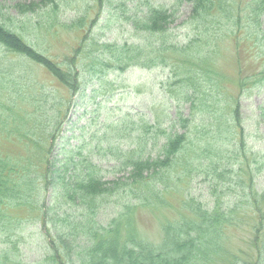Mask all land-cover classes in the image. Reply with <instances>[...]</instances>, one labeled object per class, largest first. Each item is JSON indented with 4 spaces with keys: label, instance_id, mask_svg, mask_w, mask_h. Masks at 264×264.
Masks as SVG:
<instances>
[{
    "label": "trees",
    "instance_id": "obj_1",
    "mask_svg": "<svg viewBox=\"0 0 264 264\" xmlns=\"http://www.w3.org/2000/svg\"><path fill=\"white\" fill-rule=\"evenodd\" d=\"M50 1L48 5L53 3V7L49 11V19H52L54 13L58 15L56 9L59 2ZM142 1L143 5H147V14L145 17L136 13L127 16L128 22L137 30L150 33L166 31L174 19L175 8H170L169 12L155 2ZM177 1L179 5L185 2L192 5L190 17L196 31L187 46L172 43L185 59L194 52H202L201 35L210 29L212 21L217 23L216 29L222 23L233 24L237 33L232 34L239 42L254 36L252 40L256 43L255 40L261 36V43H264V31H260L264 0ZM42 4L34 3L27 11V6L23 4H16L15 7L26 17L30 16L29 12L34 13L48 6L46 0ZM122 5L126 7L124 2ZM7 8L8 5L0 2L1 69L8 70L12 79L15 75L14 81L18 83L25 77L29 69L26 64L31 61L45 66L72 91L85 90L86 85L76 72L83 48H74V54L67 57L66 64L61 62V66L41 53L19 24H13L14 17L7 12ZM85 21L86 18L80 27ZM34 23L38 25V21ZM166 43L164 41L159 46L162 53L158 56L161 59L159 63L157 59L149 58L152 64L155 61L156 65L166 66ZM94 47L97 48L92 50L91 65L100 63L101 73L103 66L113 67L116 63L119 69L124 70L143 61L142 48L137 45L129 47L126 43L118 50L116 44L97 42ZM109 49L114 54L108 53L109 56L103 57ZM187 49L188 54H185ZM205 54L206 57L211 56L209 52ZM179 62H175L174 72L176 75L179 71L188 75L184 76L188 84H182V96L192 102V106L188 115L178 106L170 126H164L165 118H157L156 113L154 118L150 114H138L139 117L135 118L127 113L114 120L113 138L108 137L105 131L74 143L64 139V130L59 129L61 121L56 116L55 120L50 118L48 126H45L43 132L48 136L33 139L35 133L28 135L29 150L24 155L21 150L10 149L9 146L12 144L9 137L24 118L16 114L10 118L11 122L0 115V264H20L16 261L19 253L21 257L20 249L27 244L23 239L26 235L22 232L28 224L40 231L45 252L39 260L25 264H264V210L259 206L258 192L251 195L249 184H245L242 174L248 173L251 182L254 177L251 163L257 161L254 153L251 159V153L249 156L246 154L240 104L237 102L234 110L237 129L240 130V138L236 139L238 146L218 148L207 143L203 148L195 147L196 139L191 128H195V137L204 136L193 112L195 102L198 101L196 106L201 107L211 106L212 100L219 101L211 95L212 88H218V85L211 83L212 79L208 78L211 71L205 65H194L202 67L190 72L189 68L181 70L184 60L179 58ZM2 71L0 83L3 90L6 77H3L5 73ZM198 75H202L204 80L193 81L194 78L199 80ZM253 77L254 81L248 83L246 77L240 74L239 93L247 91L248 84L259 87L264 83V70ZM15 92L23 98L22 87ZM217 121L219 118L214 119V122ZM179 125L185 129L184 132L179 130ZM36 128L42 131L41 126ZM192 147L198 153L196 163L188 157ZM233 176H239V185L244 184V189L249 190V193L244 191V197L251 200L250 212L256 215L253 222L246 225L253 243L246 250H234L235 247L231 246L232 229L244 224V201L239 206L225 200V197L235 193H229L233 181L230 177ZM199 178L215 194L214 199L206 200L203 196L192 194L190 185ZM174 201H180V207L174 216L163 214L160 241L140 237L135 226L137 209L161 211L169 209ZM246 208L249 209V206ZM106 210L114 211L108 220L102 217V212ZM31 215L33 219L28 223L27 216Z\"/></svg>",
    "mask_w": 264,
    "mask_h": 264
},
{
    "label": "rangeland",
    "instance_id": "obj_2",
    "mask_svg": "<svg viewBox=\"0 0 264 264\" xmlns=\"http://www.w3.org/2000/svg\"><path fill=\"white\" fill-rule=\"evenodd\" d=\"M43 1L0 0L2 4L8 5L7 12L14 17L13 24H19L23 33L31 40L30 42L54 62L60 65L61 62L66 64L67 57L74 54V48H83V52L79 54L80 62L79 67H76V72L86 88L83 91L82 89L72 91L45 66L31 61H28V64L25 63L29 68L25 77L16 83L15 75L12 79L9 77L12 74L8 70L1 69L0 65V70L5 73L3 77H6L3 90L0 83V100L2 99L0 115L11 122L13 121L10 118L16 114L24 118L22 121L18 120L20 122L18 128L9 137L12 140V144L9 145L10 149L21 150V153L26 155L29 150L28 135L35 133L33 139L48 136L43 131L45 126H48L50 118L55 120L56 116L61 121L59 129L64 130L62 134L64 139H69L74 143L85 138L90 139L92 134L98 135L105 131L108 137L113 138L115 136L114 126L116 127L114 120L126 116L127 113L134 115L135 118L139 117L138 114H150L154 118V113H156L157 118H165L164 126H170V120L176 115L178 106H181L185 115H188L192 106V102H188L182 96V91H184L182 84H188V79L184 76L188 75L179 71L181 75L178 76L179 73L176 75L174 72L177 66L175 62L181 63L182 61L179 62L181 58L184 60L181 70L189 68L190 72H193V69L199 70L205 65L211 71L208 77L212 79L211 83L218 85V88H212L214 92L212 91L211 95H215L219 101L212 100L211 106L201 107L196 106L198 101L195 102L193 112L204 136L195 137V128L192 127L191 133L196 139L193 145L197 148H203L207 143L213 147L218 146V148L238 146L236 139L240 138V130L237 129L234 111L238 102L240 116L244 120V135L248 146V149L246 146V154L249 156L251 153L249 156L251 159L254 153L257 161V163L252 162L250 168L255 177H253L254 181H249L248 173L242 174L245 184H249L251 195L258 192L256 197L261 204L259 206L264 210V83L259 87L248 84L249 89L240 93L238 87L240 74L246 77V82L251 83L254 81L253 76L264 70V43H261V36L256 37L258 43L257 40H255L256 43L252 40L254 36H251L250 40L244 39L239 42L232 34L236 32L233 24L222 23L216 29L217 23L212 21L209 23L210 29L201 35L200 50L202 52L200 54V51L194 52L185 59L180 51L175 50L172 43L185 47L196 34L190 17L192 5L189 3L179 5L177 0H150L151 4L155 2L162 8L169 9V12H171L170 8H175L173 10L175 11L174 19L169 28L164 32L159 30L150 33L143 29L137 30L127 20V16L135 13L139 17H145L148 9L147 5H143L142 0H57L59 2L56 9L58 15L54 13L56 18L52 19H49V11L53 7V3L48 5L50 0H46L48 6L34 13L29 12L30 16L26 17L15 7L16 4H23L27 6L25 8L27 11L34 3L42 4ZM122 2L126 4V7L122 5ZM44 5L45 3L42 4ZM23 16L24 20H21ZM84 18L86 21L83 27H80ZM37 21L38 25L34 23ZM262 21L260 31H264V17ZM164 41L168 42L166 43L168 50L165 52L166 66L165 64L156 65L155 61L152 64L149 59L151 57L157 59V63L160 62L159 46ZM97 42L116 44L118 50L126 43L129 47L140 46L143 51V61L128 66L124 70L119 69L116 63L113 67L103 66L104 71L102 70L103 73H101L99 72L100 63L94 62L91 65L92 50L96 51L97 47L94 46ZM207 52L211 56L206 57ZM108 53L114 54L113 50L109 49L103 57L109 56ZM185 54H188V49ZM111 60L115 62L113 58ZM144 62L147 64H143ZM194 65L202 66L193 67ZM198 76L199 80L194 78L193 81L204 80L202 75ZM20 87L23 88L24 94L21 95L23 98L18 97L15 92ZM167 116H169L168 120H166ZM217 118L219 121L214 122ZM36 126H41L42 131H39ZM178 128L181 132L185 130L180 125ZM18 144L22 147H18ZM194 148H189L188 157L196 163L199 159L196 157L198 153L193 151ZM246 163L245 161L244 167ZM238 177H230L233 181H231L232 190L229 193H235L229 198L225 197V200L228 199L230 204L238 203L239 206L244 201L242 204L244 224L232 229L231 246L235 247L234 250H246L250 244L253 245L246 225L251 224L256 215L250 212L251 200L248 201V198L244 197V191L249 193V190L244 189V184L239 185ZM190 191L192 194L205 197L206 200L215 198V194L213 195L207 183L200 178L192 182ZM247 206L249 209L246 208ZM179 207L180 201H174L169 209H161V211L138 208L135 212V226L140 237L150 241H160L163 214L174 216ZM113 215V210L102 212L105 220ZM27 217L30 220L28 223H31L33 216ZM23 234L26 235L23 239L27 244L20 249L21 257L18 252L19 258L16 262L25 264V262L31 263L39 260L45 252V243L40 231L32 224H28Z\"/></svg>",
    "mask_w": 264,
    "mask_h": 264
}]
</instances>
